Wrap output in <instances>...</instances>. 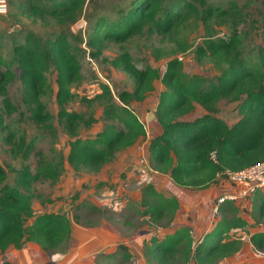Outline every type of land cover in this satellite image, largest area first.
Masks as SVG:
<instances>
[{
	"label": "trees",
	"instance_id": "trees-1",
	"mask_svg": "<svg viewBox=\"0 0 264 264\" xmlns=\"http://www.w3.org/2000/svg\"><path fill=\"white\" fill-rule=\"evenodd\" d=\"M86 3L87 0H31L25 11L31 19H54L68 29L50 37L28 32L23 42L14 40L10 62L1 53L0 43V96L8 110L5 114L12 116L17 112L8 97L16 66L22 88L21 102L26 111L20 116L27 114L42 132L29 142L18 144L16 134L4 121L5 114L0 113V130L6 133L3 142L12 157H23L25 162L34 158L37 165L34 172L26 166L15 186H6L0 191V256L9 250L21 249L25 242L54 250L69 243L71 237L72 221L66 216L57 212L36 213L33 207L36 199H44L34 191L35 186L45 181L55 184L62 174L60 166L47 162L42 146L46 135L55 139L53 116L42 100L48 91L47 74L51 68L57 73L58 118L65 122L73 139L67 161L76 168L99 173L120 150L131 146L137 138H147L145 125L129 104L145 100L148 93L155 91L154 83L158 80L164 86L156 109L161 133L149 137L156 172L168 175L178 188L203 191L219 184L222 180L219 175L225 171L236 172L264 162V49L259 50L255 61H249L240 55L242 41L237 29L228 37L215 38V13L205 0H133L128 9H118L116 19L99 16L84 40L82 34H72L69 27L82 17ZM217 14L222 19L231 16L225 10ZM193 18L201 21L205 32L202 43L195 48L196 57H209L227 65L214 82L200 76H181L182 63L178 57L168 61L162 76L145 55L140 59L143 68H139L130 51L123 47L136 39L141 41V48L152 50L157 60L186 53L188 45L176 39L174 32ZM79 42L88 47L95 59L104 54L109 43L121 45L122 50L111 65L136 81L133 93L119 94L123 107L114 100L109 85H101L98 100L104 103L103 129L88 139L79 138L83 116L70 110L76 98L74 86L83 80L77 51ZM223 100L238 103V120L233 125L218 115V105ZM196 104L206 113L194 120H182ZM6 178L7 173L0 165V184ZM143 195L157 198L163 204H173L175 212L179 208L177 198L168 199L153 184L145 188ZM157 210L153 206L152 211ZM245 210L248 209L235 202L222 204L221 217H215L214 228L196 246L186 226L163 240L152 237L145 246L149 244V254L158 264H174L178 256L193 257L194 264H218L241 251V242L233 238V232L248 225L242 215ZM247 212L252 215L254 229H260L264 222V192L252 197V206ZM250 242L255 251L264 253V232H254ZM119 249L129 251L130 247L122 244ZM129 259L125 256L124 262Z\"/></svg>",
	"mask_w": 264,
	"mask_h": 264
},
{
	"label": "rangeland",
	"instance_id": "rangeland-1",
	"mask_svg": "<svg viewBox=\"0 0 264 264\" xmlns=\"http://www.w3.org/2000/svg\"><path fill=\"white\" fill-rule=\"evenodd\" d=\"M6 1L7 11L0 10V43L1 53L7 62L13 59V42H23L28 32H34L41 37H50L54 33H59L66 26L61 27L54 19L38 21L31 19L25 12L31 0H3ZM133 0H87L85 12L82 17L69 27L72 34H82L83 39L88 38L89 32L99 16H107L116 19L118 9H128ZM213 7V24L216 36L228 37L234 29H237L242 41L240 55L249 61H255L259 56V50L264 49V0H205ZM92 5V6H91ZM169 6V3L168 5ZM225 10L231 14L226 18L217 17L218 11ZM204 26L197 18H193L182 24L174 32V37L189 47L186 53L177 56H164L157 60L152 54V50L147 47L141 48V41L131 40L123 47L130 51V54L137 61L138 67L143 68L140 59L146 56L151 66L156 68L161 76L166 71L167 63L172 58H179L181 66V76H200L208 81H216L217 78L227 69L225 63L216 62L209 57L199 59L195 55V48L202 43ZM173 48V47H171ZM79 59L82 65L83 80L74 86L75 99L70 105V110L83 116L84 122L79 129V138H94L103 129L104 103L98 100L102 94L101 85H109L114 100L119 106H124L119 99V94L123 92L133 93L136 88V81L131 75L118 70L111 65V61L120 54L122 46L109 43L104 54L95 59L91 56L88 47L79 42ZM15 78L8 86V97L16 107V114L10 116L4 106V98L0 96V113L3 112L4 121L16 134L18 144L29 142L33 137L42 134L41 130L33 124L28 116L20 114L26 113L21 102V83L18 78V70L14 68ZM48 77V91L42 100L52 114V123L55 126V139L49 138L42 142L47 162L56 164L62 168L59 180L52 182H40L35 186L34 191L38 195L44 196L43 200L36 199L34 207L36 213L57 212L66 216L78 225L92 227V230L103 231L115 234L120 240L129 246V251L119 249L118 244L102 249L98 255L88 258L84 264H158L149 254L148 242L152 237L163 240L168 234L174 232L176 215L173 204H163L157 198H150L143 195L145 188L155 181L161 179L163 189L161 194L168 196V199L180 197L188 201L190 190L182 191L181 188L173 187L165 174L158 173L153 169L152 159L149 151L150 138L159 134L160 124L156 117V109L159 103V96L164 86L160 80L155 81V91L147 94L145 100L130 102L129 107L145 125L147 138H137L131 146L120 150L114 159L108 162L99 173H92L86 169L76 168L69 164L67 156L70 151L69 144L73 140L66 128L65 122L58 118V105L56 100L57 73L51 68ZM86 99V101H83ZM238 103L223 100L218 105V115L225 119L227 123L233 125L238 120ZM206 111L199 105H195L193 111L184 116L182 120H194L201 117ZM6 133L0 130V165L7 173L6 180L0 184V191L6 186H15L19 173L30 166L34 172L36 169V159L25 162L23 157L14 159L9 152L8 146L4 144ZM150 137V138H149ZM223 183L228 182L224 179ZM157 182H160V180ZM227 182V183H226ZM230 185V184H228ZM172 187V186H171ZM232 189L231 185L229 186ZM177 191V193H176ZM180 191H182L180 193ZM194 194L193 192H191ZM176 194H178L176 196ZM184 194V195H183ZM165 196V197H166ZM176 196V197H174ZM49 200L51 202H46ZM252 203V198L248 199ZM248 201V202H249ZM158 208L153 212L152 208ZM210 205V203H209ZM176 213V214H175ZM216 216H221L213 212ZM245 214V216H244ZM179 215V214H178ZM249 223L245 228L234 231L233 238L241 242L240 256L226 259L218 264H242L245 256L251 257L259 254L254 250L250 242V237L254 231L253 218L246 210L242 213ZM71 228L74 229V223ZM71 229V230H72ZM91 231V230H90ZM108 237H111L110 235ZM144 240V241H143ZM143 241V242H142ZM200 239H194L197 245ZM142 242V243H141ZM141 243V244H140ZM69 243L62 245L63 250H67ZM136 245L137 249L132 246ZM142 246V247H139ZM183 248L181 251H184ZM100 250V249H99ZM132 250L136 253L133 254ZM139 254V257H138ZM129 256L128 262H124V257ZM247 258V259H248ZM174 264H194L193 257L189 259L178 258Z\"/></svg>",
	"mask_w": 264,
	"mask_h": 264
},
{
	"label": "crops",
	"instance_id": "crops-1",
	"mask_svg": "<svg viewBox=\"0 0 264 264\" xmlns=\"http://www.w3.org/2000/svg\"><path fill=\"white\" fill-rule=\"evenodd\" d=\"M160 133L161 128L159 129V134ZM156 174L158 173L156 172ZM166 177L171 180L168 175H166ZM157 180H160V182H157ZM162 182L163 181L161 179L156 178L155 181L150 183L154 185L157 191L162 193ZM171 184L172 187L170 186V189L174 192L175 190H173V187H177L173 182ZM229 186L230 185H228V183L225 184L220 181L219 184L212 186L207 190L189 191L190 199L188 201H184L183 199H180V197H176L178 195L176 194L174 197H176L179 202L180 210L178 212L179 215L177 214L175 218L177 223L173 225L175 230L182 226H186L190 228L194 239L198 238L201 240L205 234L209 233L214 228L216 222V215L213 214L216 205L215 203L218 199L224 197L225 195L235 192V188L231 186L232 189H230ZM180 190L187 191L185 189ZM182 191H180V193ZM166 197L169 198L168 196ZM248 201L249 200H239L236 201L235 204L241 208H247V211H249L252 203L251 201ZM69 220L71 221L73 219ZM73 223L74 229H72L67 250H63L61 247L54 250H46L38 243L25 242L21 249H12L1 255L0 264H84V261L87 262L86 260H88V258L98 255L102 249L118 244H125L123 242H119L120 240L117 236H115V234L108 233L107 231H103L105 233L103 234L100 231L97 232L96 230H92V227L78 225L76 221L72 222V224ZM249 223L251 224V222L248 221V224ZM252 230L254 232H264V222L261 224L260 229L252 228ZM109 235L111 237H108ZM132 247L135 248L136 245H133ZM139 247L141 246L139 245ZM135 249L138 251V247ZM132 252L135 256H137L133 250ZM257 253L259 256L256 254L249 258L248 256H245L242 260V264H264V253ZM240 254H243V250L234 257L240 256ZM142 264L147 263L142 262Z\"/></svg>",
	"mask_w": 264,
	"mask_h": 264
},
{
	"label": "built area",
	"instance_id": "built-area-1",
	"mask_svg": "<svg viewBox=\"0 0 264 264\" xmlns=\"http://www.w3.org/2000/svg\"><path fill=\"white\" fill-rule=\"evenodd\" d=\"M0 9H2V12L7 11L6 1L0 4ZM219 177L226 180L228 184L235 188L234 193H229L218 199L214 212L219 215V207L222 204L226 202L248 200L256 193L264 192V162L236 172L225 171L220 174Z\"/></svg>",
	"mask_w": 264,
	"mask_h": 264
},
{
	"label": "clouds",
	"instance_id": "clouds-1",
	"mask_svg": "<svg viewBox=\"0 0 264 264\" xmlns=\"http://www.w3.org/2000/svg\"><path fill=\"white\" fill-rule=\"evenodd\" d=\"M0 4H3V0H0ZM0 10H2V9H0Z\"/></svg>",
	"mask_w": 264,
	"mask_h": 264
}]
</instances>
